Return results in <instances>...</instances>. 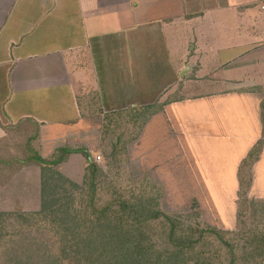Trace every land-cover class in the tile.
<instances>
[{
	"label": "crops",
	"instance_id": "1",
	"mask_svg": "<svg viewBox=\"0 0 264 264\" xmlns=\"http://www.w3.org/2000/svg\"><path fill=\"white\" fill-rule=\"evenodd\" d=\"M258 87L264 0H0V185L28 164L10 160L30 139L42 157L78 149L62 165L75 160L83 176L103 153L105 113L158 104L122 155H140L152 175H202L196 191L238 193L241 161L264 142ZM89 103L102 114H85ZM258 155L262 166L264 143Z\"/></svg>",
	"mask_w": 264,
	"mask_h": 264
},
{
	"label": "trees",
	"instance_id": "2",
	"mask_svg": "<svg viewBox=\"0 0 264 264\" xmlns=\"http://www.w3.org/2000/svg\"><path fill=\"white\" fill-rule=\"evenodd\" d=\"M257 89L264 92V87ZM155 107L146 112L150 115ZM96 108L89 103L84 113L102 114ZM261 110L264 132V98ZM146 112L105 113L104 128L111 126L116 135L119 119L133 114L140 119L138 131ZM119 135L109 139L112 161L120 159L131 134ZM31 142L28 155H35L32 160L41 169V206L0 210V264H264V201L245 192L251 183L249 165L263 141L240 163L236 231L204 224L196 203L188 212L167 213L153 182L132 179L122 187L96 161H88L79 184L59 170L78 149L61 146L42 157ZM243 167L248 173L244 188Z\"/></svg>",
	"mask_w": 264,
	"mask_h": 264
},
{
	"label": "rangeland",
	"instance_id": "3",
	"mask_svg": "<svg viewBox=\"0 0 264 264\" xmlns=\"http://www.w3.org/2000/svg\"><path fill=\"white\" fill-rule=\"evenodd\" d=\"M93 108H96L92 105ZM94 115L99 114L95 113L96 111H89ZM137 115L129 114L127 118H125V114L122 116L123 119H119L121 129L120 133L123 135L127 133L129 130H136L139 126L138 118H135ZM103 123V130L106 133L107 138L100 140L99 148L103 151L100 160H96L98 165H100L105 172L109 174V176L114 179H119V184L124 187L127 183H130L132 179H146L150 184H155L159 187L160 201L162 209L167 213H179V212H188L191 210L192 206L196 203L198 205V210L202 214V222L208 224L210 226L213 222V226L219 230L224 231H236L238 229L237 222V210H238V199H239V191H240V176L239 171L236 175L238 193L232 192L228 189L231 184L226 188L220 189L217 192H203L196 191L194 188L198 187L196 184L198 180L201 181L200 178H204L202 175L196 177V179H192L187 174V170L184 169L182 171L173 172L171 169L166 167H152L155 175L149 174V171L145 169V161L141 160L140 155H122L118 161H112L108 155H104L109 151L110 141L109 139H117L119 135L118 130L115 131L111 128V126L104 128V115L103 119L100 118ZM117 123L116 119H110V124ZM127 131V132H126ZM264 133V132H263ZM15 133L11 134L13 137ZM13 139V138H12ZM112 139V140H113ZM12 144V143H11ZM76 145V144H74ZM11 145L9 144L8 147ZM73 147V145H72ZM79 150L75 151L78 152ZM14 158L10 161L16 162L18 165H21L24 162L26 165L20 168L17 167L18 172L15 174L13 181L8 185L1 186L0 185V210H5L11 208L9 210H13V204L15 207L23 208L27 210V206L29 211L38 210L41 206L40 194H41V169L36 165V163L32 160L35 155H11ZM150 156V155H149ZM245 155L244 158H246ZM263 155H258L256 159H254L249 165L250 167V179L251 183L246 187L245 192H247V197L250 199H255L258 201H264L260 196V191L264 186V165L258 164L260 157ZM243 158V159H244ZM11 162V163H13ZM113 162V163H112ZM110 163V167H109ZM264 163V159L262 160V164ZM254 164H258L257 166ZM62 165V164H61ZM59 166V170L65 174V171L69 174L73 181L81 184L83 181L82 173H79V167L77 162L74 160L71 164H66ZM253 166L256 168L253 169ZM71 167V169L69 168ZM73 167V168H72ZM246 167V166H245ZM245 167L242 169V182L243 188L245 186V181L248 179L247 170ZM69 168V169H68ZM240 168V167H239ZM5 173V171H4ZM187 174V175H183ZM210 175L211 173H207ZM66 175V174H65ZM4 179V177H1ZM82 178V179H81ZM190 178V179H189ZM153 182V183H152ZM3 187V188H1ZM28 191H26V190ZM236 189V190H237ZM32 192V193H31ZM2 194V195H1ZM30 195L33 194L34 199L29 200L32 203L24 202L23 199L17 198L18 195ZM202 195L200 200L203 202L202 204L205 208H201L195 199V197ZM9 196L12 198L10 200ZM218 201V202H216ZM237 203V204H236ZM237 207V208H236ZM13 208V209H12ZM231 208V209H230ZM209 222H211L209 224ZM220 226V227H219ZM1 264H5V261H1Z\"/></svg>",
	"mask_w": 264,
	"mask_h": 264
},
{
	"label": "built area",
	"instance_id": "4",
	"mask_svg": "<svg viewBox=\"0 0 264 264\" xmlns=\"http://www.w3.org/2000/svg\"><path fill=\"white\" fill-rule=\"evenodd\" d=\"M101 159V156L100 155H97L96 156V160H100Z\"/></svg>",
	"mask_w": 264,
	"mask_h": 264
}]
</instances>
